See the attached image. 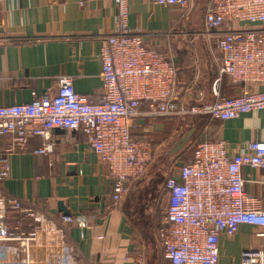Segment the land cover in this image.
Here are the masks:
<instances>
[{"label":"built area","instance_id":"1","mask_svg":"<svg viewBox=\"0 0 264 264\" xmlns=\"http://www.w3.org/2000/svg\"><path fill=\"white\" fill-rule=\"evenodd\" d=\"M113 1L115 28L100 44L99 98L77 93L64 76L53 94L0 105V183L8 177L9 156L27 151L30 138L41 141L35 154H48L54 131H80L108 166L116 206L131 181L145 175L156 151L150 134H134L143 106L149 105L146 114L156 118L195 115L222 121L264 110V0H207L204 28L214 37L219 63L215 99L191 106L180 100L178 67L129 28L128 1ZM149 1L186 12L192 7L191 0ZM225 77L239 87L236 95L219 94ZM244 166L264 170V138L239 150L219 138L202 140L192 161L166 176L168 198L158 239L168 264H219L220 237L230 239L246 224L258 229L256 237L264 236V209L244 189ZM70 225L85 228L87 218L56 217L0 187V264H79L77 248L69 242ZM239 264H264V245L242 250Z\"/></svg>","mask_w":264,"mask_h":264},{"label":"crops","instance_id":"2","mask_svg":"<svg viewBox=\"0 0 264 264\" xmlns=\"http://www.w3.org/2000/svg\"><path fill=\"white\" fill-rule=\"evenodd\" d=\"M127 1L129 28L178 67L180 100L189 106L213 102L219 63L214 37L204 28L207 0H191L188 12L149 0ZM116 14L113 0H0V105L53 94L64 76L77 93L99 98L100 44L112 34ZM223 79L219 94L236 95L239 87ZM148 110L149 105L141 108L134 134L163 139L155 144L145 175L131 181L116 206L108 166L90 150L83 132L54 131L48 154H35L41 141L30 138L27 151L9 156L8 177L0 183L7 194L56 217L70 213L87 218L85 228L69 226L79 264H168L158 239L168 198L166 176L176 175L177 166L192 158V145L202 140L219 138L239 150L264 138V110L227 121L195 115L156 118L147 115ZM242 175L245 191L264 209V170L244 166ZM257 231L246 224L230 239L221 236L219 264H239L242 250L262 247L264 236L256 237Z\"/></svg>","mask_w":264,"mask_h":264},{"label":"trees","instance_id":"3","mask_svg":"<svg viewBox=\"0 0 264 264\" xmlns=\"http://www.w3.org/2000/svg\"><path fill=\"white\" fill-rule=\"evenodd\" d=\"M171 126H173V123L171 124ZM150 137H151V139H152V143H153V145H155V144L157 143V141L163 139L162 135H160V136H152V135H150ZM155 146H156V145H155ZM194 151H195V148L192 150V157H193V153H194ZM186 154H187V153H186ZM186 154H185V156H186ZM191 161H192V158L190 159V161H186L185 163H187V162H191Z\"/></svg>","mask_w":264,"mask_h":264},{"label":"rangeland","instance_id":"4","mask_svg":"<svg viewBox=\"0 0 264 264\" xmlns=\"http://www.w3.org/2000/svg\"><path fill=\"white\" fill-rule=\"evenodd\" d=\"M192 144H193V143H192ZM193 145H194V144H193ZM193 145H192V147L194 148L195 146H193ZM192 147H191V148H192ZM167 167H169V165H167Z\"/></svg>","mask_w":264,"mask_h":264},{"label":"water","instance_id":"5","mask_svg":"<svg viewBox=\"0 0 264 264\" xmlns=\"http://www.w3.org/2000/svg\"><path fill=\"white\" fill-rule=\"evenodd\" d=\"M66 214V213H65Z\"/></svg>","mask_w":264,"mask_h":264}]
</instances>
